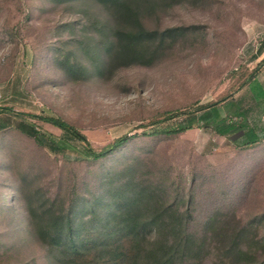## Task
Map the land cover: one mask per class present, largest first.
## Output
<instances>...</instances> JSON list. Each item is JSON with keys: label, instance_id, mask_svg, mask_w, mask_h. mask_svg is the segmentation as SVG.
I'll list each match as a JSON object with an SVG mask.
<instances>
[{"label": "rangeland", "instance_id": "obj_1", "mask_svg": "<svg viewBox=\"0 0 264 264\" xmlns=\"http://www.w3.org/2000/svg\"><path fill=\"white\" fill-rule=\"evenodd\" d=\"M78 16L66 0H0V264H61L33 218L72 215L91 230L97 199L134 175L162 187L182 211L189 207L192 229L222 209L255 221L263 236L264 0L177 4L150 24L194 26L184 38L152 64L104 75L65 69L76 54L92 68L76 45ZM211 102L221 118L247 120L261 138L244 145L242 131L223 135L215 116L177 134L144 133L185 116L156 122L168 111ZM51 115L97 149L138 135L93 159L90 144L44 118Z\"/></svg>", "mask_w": 264, "mask_h": 264}, {"label": "trees", "instance_id": "obj_2", "mask_svg": "<svg viewBox=\"0 0 264 264\" xmlns=\"http://www.w3.org/2000/svg\"><path fill=\"white\" fill-rule=\"evenodd\" d=\"M66 1L76 6L79 16L74 23H81L83 29L76 45L92 66L90 69L80 60L75 49L76 59L68 56L65 66L71 76L78 69L85 74L91 70L104 75L130 64H152L194 27L150 24L159 22L171 7L186 0ZM263 48L264 36L259 49ZM215 104L168 111L156 122L180 114L185 116L144 133L177 134L197 125L199 120L221 118ZM200 109L205 110L197 114ZM44 118L90 144L87 136L63 117ZM215 129L223 135L242 131L244 145L261 138L247 120L235 122L221 118ZM134 135L138 134H124L98 149L90 144L89 155L93 159L107 156ZM43 136L35 134L39 142L44 141ZM104 178L107 184L108 179ZM123 181L97 199L100 214L87 221L91 230L85 223L76 222L72 215L46 221L33 218L51 258L56 257L61 264H264V235H259L255 221L220 209L192 229L189 207L184 212L175 202H168L162 187L136 175Z\"/></svg>", "mask_w": 264, "mask_h": 264}]
</instances>
